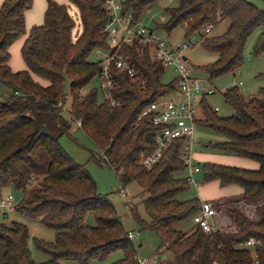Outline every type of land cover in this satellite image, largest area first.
Here are the masks:
<instances>
[{"label":"trees","instance_id":"trees-1","mask_svg":"<svg viewBox=\"0 0 264 264\" xmlns=\"http://www.w3.org/2000/svg\"><path fill=\"white\" fill-rule=\"evenodd\" d=\"M154 1L123 0V6L133 20H139L142 10ZM32 3L3 0L0 5V196L8 185L21 191L28 188L15 209L52 228L54 240L34 238L35 245L49 257L36 262L27 245L26 224L0 221L3 264H63L62 260L86 264L117 248L123 250V256L111 264H140L111 198L97 192L88 169L74 161L59 142L71 120H80V127L101 150L91 158L112 168L122 187L136 181L146 193L142 201L146 216L134 213V219L140 229L157 232L160 246L171 253L158 264H210L213 260L218 264H264V87L246 98L235 85L226 88L222 97L231 113L225 116L203 104V118L197 123L223 136L206 145L255 160L257 167L198 162L203 181L234 184L240 193L210 200L228 219L225 227L209 233L194 224L177 227L191 218L199 202L198 197H178L190 186L186 176L174 175L185 168L179 156L182 140L172 141L151 167L141 163L155 149L158 127L140 117V112L172 88L173 80H163L165 68L152 60L148 48L132 44L121 52L145 80L144 88L112 67L115 87L110 95L117 104L98 100L92 88L84 90L100 69L92 53L108 48L107 34L102 31L108 15L101 0H47L43 22L29 29L21 46L26 68L11 70L9 46L25 33V11ZM165 12L166 19L157 22V28L169 32L182 26L187 39L193 36L216 53L215 62L202 68L209 78L240 64L244 42L253 29H259L253 54L264 50V10L247 0H179ZM223 18L228 19L225 31L206 37L202 30ZM66 77L70 120L58 106L59 101L65 102ZM249 237L256 242L243 246Z\"/></svg>","mask_w":264,"mask_h":264},{"label":"rangeland","instance_id":"rangeland-1","mask_svg":"<svg viewBox=\"0 0 264 264\" xmlns=\"http://www.w3.org/2000/svg\"><path fill=\"white\" fill-rule=\"evenodd\" d=\"M258 8L264 10V0H247ZM179 0H155L149 6L145 7L140 15L139 22L149 28L157 30L166 39L175 43H187L182 47V53L188 58V63L192 68V73L205 80L204 86L211 87L213 92L205 94V100L210 108L216 106L218 110L215 112L219 116H225L231 113V108L224 102L222 92L230 87L232 84H236L237 92L244 98L255 96L258 93L260 87H264V50L258 54H253L252 49L258 33V28L253 29L247 36L243 51L242 60L240 64L224 73L209 78L208 75L203 73L202 68L212 65L217 56L216 53L206 48L199 42H196L194 37L191 36L187 39L184 34L182 26L174 27L171 31L167 32L163 28H157L156 23H161L166 19L165 8L169 6L177 5ZM161 25V24H158ZM228 25V19L223 18L218 20L209 29L205 28L202 32H205L206 37H213L222 34ZM191 41V43L187 42ZM13 55L12 66L20 63V56ZM98 54L92 53V60L97 61ZM15 67V66H14ZM13 67V68H14ZM173 75L172 71L167 68L164 73L163 80L167 81ZM210 80V81H208ZM240 82V83H238ZM70 82L68 77L64 81V91L66 99L62 112L65 118L72 119L68 107H70L69 91ZM94 89L96 91L97 99L102 100V91L99 87V79L97 76L92 77L90 82L86 85L84 90ZM198 115L202 116L201 111L198 110ZM223 136L205 124L197 123L194 129L193 135V154L194 160L201 165L203 162H214L220 164L233 165L229 163V160L233 159L231 154L222 153L211 146L206 144L215 143L221 141ZM59 142L66 150V152L73 158L74 161L83 164L92 175L96 182V190L100 194H108L112 202L115 205L117 214L120 216L123 227L125 230L137 231L131 240L136 247V256L139 259L149 258L158 259L163 262L165 259L171 256L168 250H165L161 245V238L159 234L151 229H140L139 225L134 219V213L146 216L143 199L146 193L142 190L136 181H131L122 187L117 173L107 166L106 164H100L95 159L91 158L92 154H100L101 150L96 146L93 140L86 134V132L76 125L75 120H71L69 127L65 128V131L59 136ZM187 168L176 172V177H185L187 175ZM201 171L194 173L195 178L198 180L196 184L190 182V186L187 190L182 191L178 197L179 199H187L191 197H198L199 199L214 200L221 197L230 196L233 193L234 186L222 187L216 180L203 181ZM121 190H124V195L121 194ZM26 191L16 190L12 185L4 187L1 191V195L5 196L11 194L16 203H18L23 197L27 195ZM246 212V211H245ZM4 211L0 209V221L10 223L11 221H18L26 224L28 228V240L27 245L31 252L33 259L36 262H44L49 257L46 252L40 250L34 242V238L42 239L44 241L52 242L54 240V231L52 228L46 226L41 222H37L31 218H28L21 214L17 209L12 211ZM89 222H93L92 217H88ZM226 220H228L226 218ZM183 229L193 227L192 219L189 217L183 222L176 225ZM3 244L0 241V264H3ZM123 256V250L117 248L109 251L103 257H92L86 264H111L114 261L119 260ZM63 264H80L76 260H62ZM150 264H153L150 262ZM158 264V263H157ZM162 264V263H161Z\"/></svg>","mask_w":264,"mask_h":264},{"label":"built area","instance_id":"built-area-1","mask_svg":"<svg viewBox=\"0 0 264 264\" xmlns=\"http://www.w3.org/2000/svg\"><path fill=\"white\" fill-rule=\"evenodd\" d=\"M101 1L108 15L102 28V31L107 34L108 48H98L95 53L99 56L100 69L96 76L99 79L103 98L108 99L112 105L117 104L110 95V91L115 87L112 67L126 73L132 80L137 81L141 88L145 87V80L121 51L125 45L132 44L148 48L153 61L160 62L165 70L169 68L172 71L173 75L170 79L173 80V86L155 97L140 112V117H146L150 123L158 127L154 133L155 149L144 155L141 163L146 167H151L172 141L181 139L179 156L188 170L187 179L196 184L194 173L199 172L200 167L194 160L192 149L194 129L197 120L203 118V104H207L205 94L212 93L213 89L207 84L204 86L205 80L192 73L188 58L182 53V47L187 43L173 44L157 30L140 24L139 20H133L130 11L124 10L123 0ZM187 42L191 43V41ZM232 85L236 86V84ZM58 106H64L62 101L58 102ZM211 109L218 110L216 106ZM198 110L201 111L202 116L198 115ZM75 123L81 126L80 120H75ZM121 194L124 195V190H121ZM16 204L11 194L0 196V209L4 213L14 210ZM191 219L193 224L205 233L215 228H223L228 223L225 214L216 210L210 200L206 199H199L198 210L191 216ZM127 235L132 239L137 235V231L129 230ZM255 242L253 237H249L243 241L242 245L248 247ZM138 261L140 264H150V262L155 264L158 259L138 258ZM210 264L218 263L213 260Z\"/></svg>","mask_w":264,"mask_h":264},{"label":"crops","instance_id":"crops-1","mask_svg":"<svg viewBox=\"0 0 264 264\" xmlns=\"http://www.w3.org/2000/svg\"><path fill=\"white\" fill-rule=\"evenodd\" d=\"M2 1L3 0H0V5ZM55 1L58 3H67V0H55ZM46 4H47V0H33L32 6L25 11V33L19 38H17L16 40H14L9 46L10 58L8 60V64L11 70L17 71V70H22L26 68L25 62L21 56V46H22V43L29 29L33 25H38L43 22ZM15 54H17L16 55L17 57L20 56L22 62L20 63L19 61H17L16 62L17 64L12 66V63H13L12 58H14L13 55ZM33 78L39 81L43 85L47 84L46 80L39 78L36 75H34ZM232 156H235V157L229 160V163L233 164L234 166H240V167H245V168H250V169H254L257 167V162L255 160H252L246 157L236 156V155H232ZM228 186H234L233 193L230 195H237L240 193V187L237 185L230 184V185H226L222 187H228Z\"/></svg>","mask_w":264,"mask_h":264}]
</instances>
